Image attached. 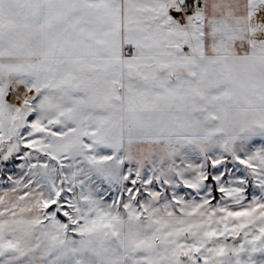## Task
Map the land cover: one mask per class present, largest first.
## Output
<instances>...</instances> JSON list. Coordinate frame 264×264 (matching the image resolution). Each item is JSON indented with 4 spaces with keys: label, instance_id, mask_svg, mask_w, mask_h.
I'll use <instances>...</instances> for the list:
<instances>
[{
    "label": "snow or ice",
    "instance_id": "1",
    "mask_svg": "<svg viewBox=\"0 0 264 264\" xmlns=\"http://www.w3.org/2000/svg\"><path fill=\"white\" fill-rule=\"evenodd\" d=\"M0 264H264V0H0Z\"/></svg>",
    "mask_w": 264,
    "mask_h": 264
}]
</instances>
